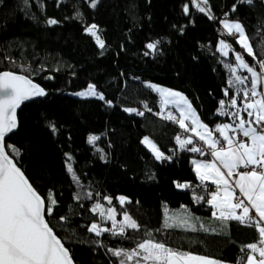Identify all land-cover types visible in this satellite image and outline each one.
I'll return each instance as SVG.
<instances>
[{"label":"trees","instance_id":"obj_1","mask_svg":"<svg viewBox=\"0 0 264 264\" xmlns=\"http://www.w3.org/2000/svg\"><path fill=\"white\" fill-rule=\"evenodd\" d=\"M209 4L214 19L199 12L192 0H100L95 9L87 0H30V6L24 0H0V71L26 74L47 93L22 106L18 130L6 144L20 150L19 156L10 155L37 191L42 196L49 190L55 194L58 206L46 218L55 222L68 216L65 227L54 231L67 237L65 245L76 264H118L108 249H131L144 238L178 252L237 264L241 249L257 242L255 227L234 220L225 224L213 217L211 205L195 199L210 198L215 187L199 180L192 161L201 155L180 149L175 137L183 136L182 128L158 115L160 95L147 86L158 82L183 91L212 128L232 122L218 111L220 100L227 111H235L227 102L236 91L228 84L233 74L226 67L236 63L235 54L232 50L225 56L219 51L221 39L230 40L250 65L256 61L224 32L220 20L241 22L254 51L264 58V0H253L251 5L242 0H209ZM76 11L82 18H75ZM48 18L59 23L48 25ZM91 24L99 26L103 49L85 31ZM156 40L161 43L155 53L145 55L151 53L146 45ZM238 75L250 76L246 70ZM89 83L105 100L73 95ZM127 107L143 115L125 111ZM90 135L99 137L95 144L87 142ZM145 136L172 159H155L142 143ZM65 154H70L68 162L83 187L66 171ZM177 183L192 187L177 188ZM87 191L92 199L83 197ZM77 193L80 200L74 198ZM104 195L128 212L140 230L128 229L127 238L88 232L93 222L105 224L90 210L97 201L107 202ZM121 195L130 202L120 205L116 198ZM167 209L191 213L194 225L167 227Z\"/></svg>","mask_w":264,"mask_h":264},{"label":"snow or ice","instance_id":"obj_2","mask_svg":"<svg viewBox=\"0 0 264 264\" xmlns=\"http://www.w3.org/2000/svg\"><path fill=\"white\" fill-rule=\"evenodd\" d=\"M87 2L90 8L95 9L100 0H87ZM242 2L251 5L253 0H242ZM192 3L199 12L205 13L209 19H214L209 0H199V2L192 0ZM24 4L30 6V0H24ZM232 11H235V5ZM183 12L186 15L189 13L188 4L184 5ZM82 16L81 12H75V18ZM46 23L56 25L59 21L48 18ZM220 23L230 36L237 37L236 43L256 61L250 65L244 56L237 52L236 63L226 65L233 74L228 84L236 90L228 100L227 107L234 108L235 111H227L224 100L219 101L218 111L220 115L230 116L231 123L216 125L214 129H210L200 120L191 102L182 93L152 83L147 86L163 97L165 105L171 104L179 110V119L172 112H168L167 115L158 113V115L175 121L185 132L194 133L195 137L206 145V149L195 146L193 136L189 135L182 139L178 135L175 139L180 149L199 153L202 156L210 154L212 157L210 160L192 161L199 180L211 181L216 186L215 190L210 192V198L197 196L195 199L213 206L216 209L212 213L213 217L225 224L234 220L257 229V242L245 245L241 249L243 255L237 264H264V58L258 57L254 51L241 22L225 18L220 20ZM98 30L99 26L96 24L85 28V31L95 38L99 48L103 49L105 42L97 34ZM160 43L159 40L148 43L146 48L151 50V53L146 51L144 54L155 53ZM226 49H230V46L221 40L219 51L227 56L229 51ZM256 64L259 65V70ZM240 70H246L250 76L238 75ZM249 84L250 87L247 86ZM224 92L228 95L229 89L226 88ZM45 95H47L45 89L35 83L30 76L12 71L0 72V264H75L69 249L65 247L67 237L61 238L54 231L56 227H65L64 222L68 221V216L62 215L55 222L46 219V216L50 218L54 215V210L58 206L55 194L49 190L47 196H42L33 187L10 155L11 152L19 156L20 150L12 144H6V137L18 128L16 111L20 105L24 101ZM73 95L105 100L103 93L98 92L96 85L91 83L85 90ZM238 97H240L239 104ZM107 103L111 104V101ZM125 111L143 115V112H138L137 109H125ZM50 128L54 133L56 132L54 124L50 125ZM98 139V136L90 135L87 142L95 144ZM142 143L154 153L155 159H172L171 156L161 152L149 137L145 136ZM188 145L193 146L188 147ZM65 155L67 156L66 171L74 183L83 187L73 165L68 162L71 160L70 154ZM241 168L248 170L240 171ZM176 187L187 189L192 186L187 183H177ZM237 189L240 197L237 196ZM92 195L91 191L83 193V197L87 199H92ZM96 195L100 196L99 193ZM74 198L80 200L82 196L77 193ZM102 199L109 205L112 204V197L104 195ZM116 199L120 205L130 202L125 196ZM238 209L241 210L239 214ZM90 210L92 213H98L101 221L111 222L110 227H101L95 222L88 226L87 231L98 237L110 233L112 236L127 238L128 229L141 228L127 212L123 213L121 220H117L116 209L114 207L105 209L99 201L93 204ZM169 219L173 220L172 223H169L168 219L165 220V225L169 228L176 227L177 222L181 226L188 224V219L179 218L178 221L175 217ZM145 236L151 237V233L146 232ZM96 243L101 242L96 241ZM108 251L118 258V264H129L130 261H135V264H225L224 261L216 258L178 252L151 238L142 239L131 249L117 248Z\"/></svg>","mask_w":264,"mask_h":264},{"label":"rangeland","instance_id":"obj_3","mask_svg":"<svg viewBox=\"0 0 264 264\" xmlns=\"http://www.w3.org/2000/svg\"><path fill=\"white\" fill-rule=\"evenodd\" d=\"M197 2H199V0H197ZM202 6H204V5H202ZM230 21H234V20H230ZM221 26H222V28H223V30H224V32L228 35V36H230L228 33H227V30L226 29H224V27H223V25L221 24ZM97 34L99 35V33H98V31H97ZM238 35V34H237ZM230 37H234L235 38V40L237 39V37L236 36H230ZM221 40H223L226 44H228L229 46H230V49H226V51H229V54L231 53V51L233 50L234 51V54L235 53H237V52H239V53H241L239 50H237V49H235L234 47H233V44H232V42L230 41V40H228V39H221ZM219 47H220V43H219ZM242 54V53H241ZM246 60V59H245ZM258 70V69H257ZM238 74V73H237ZM149 83H152V84H155V85H158V86H161V87H165V88H168V89H172V90H175V91H178V92H180V93H182L184 96H186V94L183 92V91H181V90H179V89H176V88H173V87H170V86H167V85H164V84H161V83H158V82H148V84ZM87 88V87H86ZM85 88V89H86ZM85 89H82V90H85ZM82 90H80V91H82ZM97 91H98V89H97ZM77 92H79V91H77ZM98 92H100V91H98ZM76 93V92H75ZM159 94V93H158ZM160 95V94H159ZM187 97V96H186ZM160 99H161V102H160V106H161V110H160V112L159 113H163L164 115H167L168 114V112H172L173 113V115H177L176 114V112H175V110H174V106L173 105H171V104H167V105H165V103H164V99H163V97H161V95H160ZM187 99H188V97H187ZM188 101H190L189 99H188ZM191 102V101H190ZM191 105H192V107H193V104H192V102H191ZM127 109H133L132 107H127ZM161 117H163L162 115H160ZM215 127H213V129H214ZM147 137H149L150 138V140L151 141H153L156 145H157V147L159 148V150L161 151V152H163L162 150H161V148L159 147V145L150 137V136H147ZM164 153V152H163ZM165 154V153H164ZM166 155V154H165ZM210 155V154H209ZM248 169H244V168H241L240 169V171H247ZM121 196H125V195H121ZM125 197H127V196H125ZM103 206H104V208L105 209H107L108 207H114L115 209H116V213H117V220H121L122 218H123V213L124 212H126V211H123V210H120L119 208H118V206H116V205H114V204H111V205H109L108 204V202H106V203H101ZM128 213V212H127ZM167 217H168V219L169 218H171V217H175V218H177V221H178V219L179 218H184V219H188V224L187 225H184V226H193L194 225V220H193V217H192V214L191 213H182V212H179V211H175V212H173L172 213V211H170L169 209H167ZM129 214V213H128ZM130 215V214H129ZM131 216V215H130ZM98 218H100L99 217V214H98ZM134 219V218H133ZM135 220V219H134ZM136 221V220H135ZM169 221H170V223H172L173 222V220L172 219H169ZM96 223H98V224H100V222L99 221H97ZM104 225H101V227H107V224L108 223H110L111 224V222L110 221H104ZM177 225H179V223L177 222ZM131 263H135V261H133V262H131Z\"/></svg>","mask_w":264,"mask_h":264},{"label":"crops","instance_id":"obj_4","mask_svg":"<svg viewBox=\"0 0 264 264\" xmlns=\"http://www.w3.org/2000/svg\"><path fill=\"white\" fill-rule=\"evenodd\" d=\"M194 108V107H193ZM195 109V108H194ZM174 110H175V112H176V117H177V119H179V110L178 109H176V108H174ZM196 110V109H195ZM197 112V111H196ZM197 114H198V112H197ZM198 116H199V114H198ZM199 118H200V120L202 121V119H201V117L199 116ZM203 122V121H202ZM204 123V122H203ZM205 124V123H204ZM209 126V125H208ZM209 128L210 129H213L212 127H210L209 126ZM182 131H183V136L181 137L182 139L183 138H185V137H187V136H189V135H191V136H193V141L194 142H197V145H195V146H205L206 147V145H204V143L202 142V141H199L198 140V138L197 137H195V135H194V133H191V132H185V130L184 129H182ZM206 155H204V156H202L201 155V157H199V158H196V159H194V160H197V161H204V160H210L212 157H211V155H207V157H205ZM194 165V164H193ZM194 168H195V165H194ZM222 171H226V170H224V169H222ZM211 182V181H210ZM214 187H216L215 185H214ZM237 196L238 197H240V193H239V190L237 189ZM242 198V197H241ZM235 202V201H234ZM213 207V206H212ZM214 211H216V209L213 207V212ZM241 210L240 209H238L237 210V213L239 214V212H240ZM253 215H254V212H253ZM257 256H258V254H257ZM225 264H233V263H228V262H225Z\"/></svg>","mask_w":264,"mask_h":264},{"label":"water","instance_id":"obj_5","mask_svg":"<svg viewBox=\"0 0 264 264\" xmlns=\"http://www.w3.org/2000/svg\"><path fill=\"white\" fill-rule=\"evenodd\" d=\"M5 71H11V70H5ZM0 72H4V71H0ZM12 72H15V71H12ZM15 73H17V74H22V75H26V74H23V73H19V72H15ZM31 78V77H30ZM32 79V78H31ZM35 83H37V84H39L38 82H36L35 80H33ZM41 85V84H40ZM41 87H43L42 85H41ZM44 88V87H43ZM45 89V88H44ZM46 91V90H45ZM44 97V96H43ZM43 97H37V98H32V99H30V100H27V101H24L21 105H20V107L17 109V111H16V117H17V121H18V112H19V110L22 108V106L24 105V104H26V103H29V102H31V101H33V100H36V99H39V98H43ZM18 127H19V121H18ZM18 130V128L14 131V132H16ZM13 132V133H14ZM12 133V134H13ZM12 134H10L9 136H11ZM8 136V137H9ZM8 137H6V139L8 138ZM15 160V159H14ZM17 166L18 167H20L18 164H17ZM21 168V167H20ZM21 170H22V168H21ZM23 171V170H22ZM24 172V171H23ZM24 174H25V172H24ZM25 176L27 177V175L25 174ZM28 178V177H27ZM29 179V178H28ZM30 181V180H29ZM31 182V181H30ZM33 185V184H32ZM33 187H34V185H33ZM37 190V189H36ZM47 219V218H46ZM65 247H66V245H65ZM67 248V247H66ZM70 251V250H69ZM71 253V252H70ZM73 258V257H72ZM74 260V259H73ZM76 264V263H75Z\"/></svg>","mask_w":264,"mask_h":264},{"label":"built area","instance_id":"obj_6","mask_svg":"<svg viewBox=\"0 0 264 264\" xmlns=\"http://www.w3.org/2000/svg\"><path fill=\"white\" fill-rule=\"evenodd\" d=\"M215 135H216V136H219V134H218V133H215ZM204 148L206 149V147H205V146H204Z\"/></svg>","mask_w":264,"mask_h":264}]
</instances>
